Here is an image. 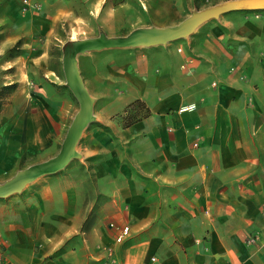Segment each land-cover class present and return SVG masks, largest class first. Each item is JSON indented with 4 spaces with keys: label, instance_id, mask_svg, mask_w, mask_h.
I'll return each instance as SVG.
<instances>
[{
    "label": "crops",
    "instance_id": "obj_1",
    "mask_svg": "<svg viewBox=\"0 0 264 264\" xmlns=\"http://www.w3.org/2000/svg\"><path fill=\"white\" fill-rule=\"evenodd\" d=\"M230 3L241 9L170 45L77 57L95 113L79 153L91 177L50 178L1 200L2 260L264 264V0H0V56L22 51L2 67L15 70L16 89L1 116L0 172L55 154L79 110L49 68L62 22L90 15L124 37ZM136 101L142 116H131Z\"/></svg>",
    "mask_w": 264,
    "mask_h": 264
},
{
    "label": "water",
    "instance_id": "obj_2",
    "mask_svg": "<svg viewBox=\"0 0 264 264\" xmlns=\"http://www.w3.org/2000/svg\"><path fill=\"white\" fill-rule=\"evenodd\" d=\"M241 9L230 3L208 9L192 16L181 24L165 29H140L124 37L109 38L104 34L93 39L70 41L62 47V71L65 85L78 103L79 110L73 118L58 153L51 159L19 170L0 183V199L20 193L26 185L38 178L51 176L78 158L76 146L83 131L93 122V100L87 92L77 67L81 54L117 48H138L165 45L189 35L199 24L221 13Z\"/></svg>",
    "mask_w": 264,
    "mask_h": 264
},
{
    "label": "rangeland",
    "instance_id": "obj_3",
    "mask_svg": "<svg viewBox=\"0 0 264 264\" xmlns=\"http://www.w3.org/2000/svg\"><path fill=\"white\" fill-rule=\"evenodd\" d=\"M109 27L117 29L116 31L114 30H108V34H107V30L106 27L103 25H100L99 22L96 19H93L92 17H90V15L88 16H84L83 18H81V21L76 20H67L65 22H62L60 25H58L55 30L54 33L52 34L51 37V42L49 44V51H50V59H49V68L53 69L55 68L58 69V71L60 72V79L63 82L64 81V75H63V71H62V47L70 41H82V40H87V39H93V38H97L100 36V34H104L105 36H108L110 38L112 37H121L123 35L126 34L127 30L121 28V26H112L110 25ZM2 26H0V31L2 30ZM2 41V40H0ZM173 42L167 43L165 45L162 46H167L170 45ZM19 46V44H18ZM21 48V46H19ZM18 47V48H19ZM15 44L12 45L11 47L7 48V50L4 51V53L0 56L1 61L0 64V122L4 120V118H6L7 116H4L1 118V116L3 114H7L9 113V108L11 105V95L13 94V92L15 91V87L16 86H7V82H10V78H11V74L15 71L13 69L9 70V72H4L2 70L3 66H6V63L8 62H13L15 61L17 58V56H19V54L21 55L22 51H17L15 52ZM19 48V49H20ZM36 48V47H34ZM147 47H138V48H117V49H107L110 50L108 52H106V50L104 51L105 53H109V52H116V54H122L123 52H127V51H133V50H147ZM100 52L102 51H96V53L101 54ZM37 54V51H32L31 53H29L28 57H33ZM111 54V53H109ZM25 55V54H24ZM22 54V57L19 60H26L27 56H24ZM29 74V79L32 80L31 78L33 77V74H31L30 72ZM39 77V74H37L36 72L34 73V76ZM31 77V78H30ZM65 82V81H64ZM72 94V93H71ZM73 101L76 107V111L78 110V103L75 100V98L73 97ZM94 110V109H93ZM141 110V108L136 105L133 108V112L131 116H142L141 113H139V111ZM75 111V112H76ZM134 111L136 113H134ZM93 116H95V113L93 111ZM117 116H121V115H117ZM83 138V137H82ZM80 137L79 142L76 146V153L78 154V158H75L73 160H71V162L61 171H59L58 173L51 175V176H46V177H41L36 179L35 181H33L32 183L26 185V187L18 194H14L11 195L7 198H3L0 199L1 200H8L10 198H13L15 196H19L21 194H24L25 192H27L31 187L35 186V184L44 182L45 180H49L50 178H56V177H64V176H75V175H81L80 173H84V175L90 179L91 177V173L89 169H86V167L81 163V159H80V147L82 144V139ZM81 141V142H80ZM61 146V142L57 145V150L55 152V154L48 156L47 158L50 159L52 157H54ZM46 160H41L38 158H31L28 157L27 155H23L21 156L16 163L12 164L9 166L8 169H6L5 171L0 172V183H3L4 181H6L7 179L11 178L16 172H18L19 170L25 169L31 165L37 164V163H41Z\"/></svg>",
    "mask_w": 264,
    "mask_h": 264
},
{
    "label": "built area",
    "instance_id": "obj_4",
    "mask_svg": "<svg viewBox=\"0 0 264 264\" xmlns=\"http://www.w3.org/2000/svg\"><path fill=\"white\" fill-rule=\"evenodd\" d=\"M23 3L27 6H29L26 1H24ZM194 147H196L195 144H194ZM128 235H129V228L128 227L122 228L120 231L119 237L116 239L117 243H122L123 239L128 237ZM0 264H7V263L4 260H2V258H0Z\"/></svg>",
    "mask_w": 264,
    "mask_h": 264
},
{
    "label": "trees",
    "instance_id": "obj_5",
    "mask_svg": "<svg viewBox=\"0 0 264 264\" xmlns=\"http://www.w3.org/2000/svg\"><path fill=\"white\" fill-rule=\"evenodd\" d=\"M136 105H138V106H142L143 104H142L141 102H139V101H136V102H134L133 104H131V106H129V108H130V107H135Z\"/></svg>",
    "mask_w": 264,
    "mask_h": 264
}]
</instances>
